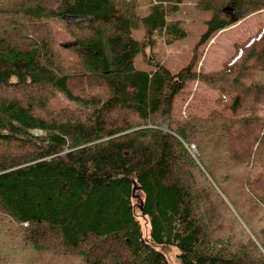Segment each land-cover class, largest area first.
Segmentation results:
<instances>
[{"label": "trees", "instance_id": "trees-1", "mask_svg": "<svg viewBox=\"0 0 264 264\" xmlns=\"http://www.w3.org/2000/svg\"><path fill=\"white\" fill-rule=\"evenodd\" d=\"M24 1L0 5V264H171L153 244L180 264H264V28L220 69H195L198 47L264 0L198 1L212 17L178 72L134 63L156 35H186L167 19L174 0ZM191 79L216 107L173 120Z\"/></svg>", "mask_w": 264, "mask_h": 264}, {"label": "rangeland", "instance_id": "rangeland-1", "mask_svg": "<svg viewBox=\"0 0 264 264\" xmlns=\"http://www.w3.org/2000/svg\"><path fill=\"white\" fill-rule=\"evenodd\" d=\"M198 1L200 0H174V2L179 5V9L174 13H170L167 19L168 21H180L182 26L187 31L186 35L177 38L172 42H167L165 35L163 34L156 35L154 46L150 50L148 49V56H145L142 51L135 56L134 63L138 69L152 70L155 69L157 63H164L173 72H178L191 61L195 53L197 43L208 28L206 20L212 17V11L198 7ZM208 2L211 8H216V6L221 4L223 0H208ZM21 3L29 2L24 0H0V5L2 4L6 6L18 4L20 5ZM146 4L147 2L144 3V7L142 8L143 14L147 12L145 7ZM66 17L71 18L69 16ZM242 21L243 20H241V22ZM243 27L247 28L248 30L245 33L240 34V31L242 30L241 28ZM259 28H264V9L250 14L248 18L242 23V27H233L230 28V30L228 29L226 31H223L222 35L215 39L216 41H213L214 37L217 34H220V32H217L205 44L200 45L197 49L198 63L195 69L201 72H210L220 69L227 58L233 53L234 43L242 42L249 35L257 32ZM49 30L50 32L52 31L50 27ZM144 34L145 29L143 26L132 30L133 37L137 39H142L144 37ZM240 36H242L243 38H239ZM227 55L228 57L226 58ZM213 57L216 58V62L211 63L210 59ZM222 59H225L224 62H222ZM201 62H203V65L200 64ZM210 64L214 66L212 67L213 69L209 67ZM57 67L58 70L64 73L74 70L63 63L60 55L58 56ZM208 67L210 70L207 69ZM10 91H12L10 88L0 87V100L2 99V97L10 94ZM216 97L217 92L209 88L204 82L200 81L199 79L188 80L186 83V87L175 98L174 109L172 112L173 120L179 121L185 119L191 113H208L212 108L216 107ZM159 113L160 112L152 114L148 121H146V123L152 125L153 123L162 122L159 118ZM256 113L258 115L264 116V105H259L256 109ZM73 121L78 131L77 134H80V129H82L83 131L86 130L84 124L87 123V121L85 119V116L80 113V111H78L74 116ZM192 145L195 146L194 149L192 148ZM189 149L193 155L198 152V148L195 144H190ZM136 199L138 200V198ZM136 199L134 201L135 213L141 222L144 236L150 242H152L149 233L150 222L148 216L142 214L139 203L137 204ZM153 245L165 252L171 264H180L177 258V247L169 246L166 244Z\"/></svg>", "mask_w": 264, "mask_h": 264}, {"label": "crops", "instance_id": "crops-1", "mask_svg": "<svg viewBox=\"0 0 264 264\" xmlns=\"http://www.w3.org/2000/svg\"><path fill=\"white\" fill-rule=\"evenodd\" d=\"M247 18H248V17H247ZM247 18H245L244 20H246ZM244 20H243L242 22L240 21L241 23L234 24V25H232V26H229V27H227V28H225V29L219 31L220 34H217V35L214 37L213 41H216L215 39H217L220 35H222L223 31H226V30H228V29L230 30V28H233V27H234V28H235V27H242V23L244 22ZM248 27H249V26H248ZM241 29H242V30L240 31V34H241V33H245V32L248 30L247 28H244V27L241 28ZM242 36H243V35H242ZM242 36H240L239 38H241ZM242 38H243V37H242ZM228 40H229V39H228ZM212 43H213V42H212ZM227 57H228V55L226 56V58H227ZM226 58H225V59H226ZM215 59H216L215 57L211 58V59H210L211 63H212V62H216ZM225 59H222V62H224ZM222 62H221V63H222ZM219 64H220V63H219ZM207 66H208V65H207ZM209 67H210L211 69H213L212 67H214V66H212V65L210 64ZM209 67L207 68L208 70H210Z\"/></svg>", "mask_w": 264, "mask_h": 264}, {"label": "built area", "instance_id": "built-area-1", "mask_svg": "<svg viewBox=\"0 0 264 264\" xmlns=\"http://www.w3.org/2000/svg\"><path fill=\"white\" fill-rule=\"evenodd\" d=\"M192 148L194 149V148H195V146H194V145H192Z\"/></svg>", "mask_w": 264, "mask_h": 264}]
</instances>
